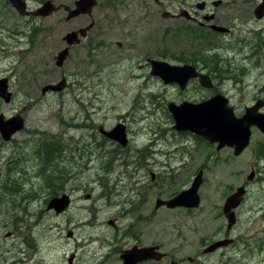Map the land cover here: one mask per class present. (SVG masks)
Here are the masks:
<instances>
[{
	"label": "rangeland",
	"instance_id": "obj_1",
	"mask_svg": "<svg viewBox=\"0 0 264 264\" xmlns=\"http://www.w3.org/2000/svg\"><path fill=\"white\" fill-rule=\"evenodd\" d=\"M53 1L58 4H69L74 0ZM97 2L89 16H80L69 22L64 20L63 12H57L47 18L21 20L14 14L0 9V78L8 79L9 90L13 95L9 103H4L0 99V114L6 119L19 113L24 120V128L14 135L12 143L6 144L0 140V163L14 162L22 153L23 156H32L42 143L55 140L60 142L58 144L63 150L60 158L54 163L56 183L61 182L56 188L62 187L64 183L68 190L79 185L84 188L86 181L91 185L90 181L96 178L99 159L88 164L85 159L81 160L78 151L71 149L73 147L79 149L82 146L85 141L83 132L90 134L89 129L82 131V128L74 129V126L81 127L86 120L85 125L93 126L96 139L100 137L98 127L109 128L114 122L121 121V115L132 112L136 118L130 125L131 131H134L133 136H136V140L134 139L131 144L132 150H138L137 154H140V150L145 148L148 155L146 166H153L157 172L164 175L157 187H151V194L166 191L169 183L175 185L166 194H172L175 190L178 193L187 187L190 175L205 165L203 175L200 177L198 194L201 204L198 210L190 211L187 216V211L184 210L170 212L164 209L165 215L159 213L156 216L151 215L146 223L138 221L134 214L132 216L136 224L134 231L137 232L136 226H140L147 232L148 238H151L153 246L155 242L164 241L173 243L175 248L179 244L193 243L197 238L210 237L218 233V228L225 229L226 220L221 212L225 199L239 186L247 185L244 199L240 208L236 210L238 219L228 235V238L235 240L230 247L228 264H264V175L255 174L251 182L246 181V176L251 170L255 172L258 169L264 170L256 156L258 150L264 148V136L252 128L248 147L237 157L234 156L232 149L217 150L216 144L209 145L198 136H195L199 138L198 141L188 139L186 142L182 140L183 136L178 135L173 129L176 133L172 137L169 136L167 130L172 128L170 127L172 123L166 106L170 102L179 104L182 96L177 87L168 88L166 92L164 88L167 87L161 80L149 75V66L145 63L146 59H157L181 66L183 62L192 60L189 53H179L182 50L180 40L176 33L170 30L176 24L161 16L163 10L175 11L176 0H97ZM110 3L112 4L109 7ZM29 7L36 8L37 1L31 0ZM90 21L94 22V28L88 33L87 39L72 48L61 67H55L54 56L64 48L62 42L64 34L84 27ZM34 28H40L41 32L30 44L27 36ZM116 43L121 44V47L118 48ZM209 47L208 44L200 42L190 50L194 56L199 54L196 57L209 58L207 54H216L220 58L218 68L223 73L218 75L224 81L220 90L228 98L229 105L239 109L238 112L241 113L245 106L250 107L257 98L258 89L253 83L264 84L262 74L264 70L243 64L241 52L233 56L230 51L228 53L213 51L214 49ZM225 59H230V62L227 63ZM139 66L142 68L139 69ZM224 69H229L227 76ZM61 76L67 77L68 82H75L78 85L66 89L62 96L41 93L44 85L59 82ZM87 78L90 80L81 83L82 79ZM140 93L145 105L139 102ZM198 94L203 96L204 92ZM80 102H84V108L80 106ZM153 138L156 145L151 147ZM24 140L27 141V145L21 149L19 145ZM68 146L70 151L64 149ZM176 148H183L181 152L186 153L187 150L190 155L175 154ZM159 150L168 152L167 158L166 155H153ZM179 156H182L184 161L180 160ZM34 158L31 160L34 169L29 171V178L34 184V190L37 191L33 197L36 195L38 197L31 202L40 206L43 205L44 195L50 191L45 188L44 179L35 175L40 168V161ZM114 162L115 167L111 175L118 180V185L113 183V186L117 185L114 187L117 188L114 194L127 187L140 193L148 191L149 175L145 182L134 180L137 177L136 171L140 173L145 166L133 164L132 167L139 168L132 171L121 164V159ZM164 162H169L173 169L162 167L161 164ZM3 168L0 165V173H3ZM49 175H53L52 170H48L45 177ZM53 191L54 189L51 192ZM27 204L26 201L25 206ZM147 205L154 211V201ZM39 214L38 208H35L34 218L39 219ZM108 217L107 214L99 216L98 228L102 236L112 237L113 229L106 223ZM8 222L10 223L9 217ZM141 240L146 242L147 236H142ZM109 245L115 246L112 242ZM97 246L95 242L89 243L87 252L83 250L81 253L86 254L87 264H96L95 258L91 255L100 253ZM107 247L99 262L114 264L115 255ZM185 252L192 250L187 248ZM42 253L45 254V251ZM55 253L58 259L57 246ZM219 259L220 252L209 256L206 264H217ZM226 260L227 257L222 258V261Z\"/></svg>",
	"mask_w": 264,
	"mask_h": 264
},
{
	"label": "flooded vegetation",
	"instance_id": "obj_2",
	"mask_svg": "<svg viewBox=\"0 0 264 264\" xmlns=\"http://www.w3.org/2000/svg\"><path fill=\"white\" fill-rule=\"evenodd\" d=\"M23 1L29 2V0ZM35 1H37V5H41L45 0ZM75 1L69 4H58L54 1V5L59 8L57 12L65 13L64 9L60 6H67L70 10L73 8ZM3 3L6 5L5 0H3ZM111 4H108V6L110 7ZM8 6L10 7L9 4ZM80 16L89 15H79L75 18ZM161 16L165 20L176 24L170 30L175 32L180 40L182 50L179 53H189L191 55L192 60L190 62H183L182 65L188 64L194 67L195 72L208 76L210 80L209 82L205 81V84L211 87H205L201 85L198 77L190 78L182 88L178 84H164L161 81L167 87L164 88L165 91L168 88L177 87L180 96H182L179 104L183 102L198 104L217 95L225 96L220 90L224 83L222 77L218 75L221 70L218 68V72H213L200 65V62L197 60L199 57H196L199 54L194 56L192 50H190L196 46V43L198 45L200 42L201 44H208L209 48L214 49L213 51H225L227 53L230 51L233 56L241 52L243 54V64L264 70V0H176L175 11L163 10ZM64 20L69 22L73 19L66 20L64 18ZM90 23L94 22L90 21ZM215 27L223 28L225 31H218L214 29ZM78 29L70 31H77ZM36 35H31V43ZM87 37L88 35L85 40ZM116 46L120 48L121 44L116 43ZM207 55L209 57L212 56L210 54ZM149 60L146 59L145 64L149 66L150 75ZM226 62H230V59H227ZM141 68L142 66H139V69ZM223 71L227 76L229 69H224ZM262 74L264 75V73ZM65 78L66 84L64 89L62 88L60 92L49 93L62 96L66 89L78 85L75 82H68V78ZM89 80L90 78L82 79L81 83ZM253 86L258 89V96L250 107L259 104L261 108L258 112L264 114V84L259 85L257 82H254ZM88 88V90L91 89L90 86ZM199 92H204V95H199ZM188 93L193 95L188 96ZM94 97L98 98V96ZM139 102L145 105L141 93L139 94ZM80 106L84 108V102H80ZM231 107L233 108L234 115L241 117L244 109L248 106H245L241 113L238 112L239 109ZM169 116L173 125L174 122L170 113ZM120 119V122H114L109 128L98 127V133L101 138L98 136L96 139L92 130L93 126L85 125L86 120H84L81 127L74 126V129L82 128V131L89 129L90 134L83 132L85 141L82 146L79 149H75L74 147L71 149L78 151L81 160L85 159L87 163H94L95 159H99L95 173L96 178L90 181L91 185L87 184L86 181L84 188L79 185L74 189L68 190L65 188L66 183L62 187L56 188L61 182L56 183L54 163L60 158V154L58 158H55L56 156H52L48 149L43 146V143L32 156H23L22 153L14 162L0 163L4 167L3 173H0V264H87L86 254L81 253L84 252L83 250L86 253L87 245L94 242L97 243V250L100 251L99 254L96 252L91 255L95 258L96 264H104L103 261L99 262V258L103 256V251L110 242L115 245L107 247L115 255V257L113 256L114 264H206L209 256L219 252L220 259L217 261V264H228L231 253L230 247L235 241L228 238V235L238 219L236 210L240 208L244 199L247 185L239 186L234 193L225 199L221 209L226 220L224 230H222L223 227H220L217 230L218 233H214L210 237L197 238L193 243H189L188 245L179 244L177 248H175L173 243H165L164 241L162 243L155 242L153 246L151 238H148L147 232L142 227L136 226L137 232L134 231L136 224H134L132 216L136 214L138 221L146 223L151 215L156 216L157 213L165 215L164 209L170 212L184 210V212H188H186L187 216H189L190 211L198 210L201 204L198 194L200 183L196 192L199 200L198 205H194L193 196L191 195L188 198L186 193L190 191L195 182L198 183V178L203 175L205 165L201 168L199 167L189 178L187 177V187L182 188L178 193L175 190L172 194H166L175 185L174 183H169L167 184L166 191L151 194V187H157L164 175L162 172H157L153 166H150V163H148L150 167L146 166L148 155L145 148L140 150V154H137L138 150H132V141L136 140V136H133L134 131L130 129L131 123L136 121L134 114L132 112L128 114L127 112L121 115ZM172 125L170 126L172 128L167 130L169 136L172 137L174 133L178 132L177 134L182 135V140H186V142L188 139L199 140L198 137H195L190 132H173ZM68 127L70 128V126ZM118 127H123L122 129H124V145L110 140L100 132V129L110 132ZM14 135L7 141H3L0 136V140L6 144L12 143ZM26 142L24 140L19 147L21 149L25 148ZM155 145L156 142L153 138L151 147ZM186 148L190 149L188 146ZM64 149L70 151L69 146ZM182 150L183 148H176L174 153L180 155L187 153L188 156L190 155V152L186 149V153L181 152ZM154 154L166 155L167 158L168 152L159 150L158 152H154ZM34 157L40 161V168L35 172V175L44 179L45 188L50 191L44 195L43 205L40 206H36L31 202V200H35L38 197V195L33 197V194L37 193V191L34 190V184H32L29 178V171L34 169L33 163H31ZM120 159L122 160L121 164L127 166L132 171L139 168V166L132 167L133 164L145 166L140 170V173L136 171L137 177L134 180L145 182L149 175L150 180L147 192L142 191L143 193H140L138 190L132 191L130 187H127L114 194V191L117 189L114 187H117L118 180L117 177L115 179L112 178L111 173L115 167L114 161ZM179 159L184 161L182 156H179ZM257 161H260L261 165L264 166V158ZM181 165L185 166V164ZM161 166L173 169L169 165V162H164ZM48 170H52L53 175L45 177ZM255 174L259 176L264 175V170L258 169L257 172L251 170L246 176V181L251 182ZM113 183L117 185L113 186ZM134 184L137 185L139 183ZM52 189H54L53 192H51ZM239 189H243L242 199L237 207L230 210V212L234 213V224L228 228L229 221L224 214V206L227 199L236 194ZM179 198H181V201H179ZM26 201L28 203L27 206H25ZM152 201H154V211L151 210L150 205H147V203H151ZM35 208H38L40 213L39 219L34 218ZM102 214L109 215L106 223L113 229L112 237L102 236V232L98 228V219ZM8 217L10 218V223L8 222ZM191 233L196 234L195 232ZM144 235L147 236L146 242L141 240V237ZM219 242L221 244L217 248L207 251L208 248ZM55 246H57L59 252L58 259H56ZM152 248H154L153 253L151 251ZM187 248L188 250L191 249L192 252H185ZM43 250L45 254L42 253ZM79 250H81L80 253L78 252ZM226 257L227 260L222 261V258Z\"/></svg>",
	"mask_w": 264,
	"mask_h": 264
},
{
	"label": "water",
	"instance_id": "obj_3",
	"mask_svg": "<svg viewBox=\"0 0 264 264\" xmlns=\"http://www.w3.org/2000/svg\"><path fill=\"white\" fill-rule=\"evenodd\" d=\"M13 7L20 15H31L36 17H48L57 9L51 2H46L41 8L32 13H27L25 4L21 0H9ZM97 4L96 0H77L74 3L73 10L67 7L66 20L73 19L79 15H89ZM93 23L77 31L67 33L62 40L67 44V47L57 53L55 56V66L61 67L68 56L69 47L78 45L80 38H84L87 32L93 27ZM218 31H225L223 28L215 27ZM150 75L159 78L164 84H178L182 88L188 79L198 77L202 86L211 87L205 84V81H210L208 76L198 74L195 68L190 65L176 66L168 64L164 61L150 59ZM6 78L0 79V99L4 103H9L12 97L8 90ZM64 87V81L56 85H46L42 88V94L47 91L60 92ZM261 108L259 104L246 108L241 117H236L233 108L228 106V100L222 95H217L207 101L198 104L183 102L179 105L168 103L167 109L173 119V129L175 131H185L202 138L209 144H216V149L220 150L223 147L233 149L234 156H239L242 151L247 148L250 141L251 127L255 126L264 135V114L259 113ZM24 127L23 118L17 114L7 120L0 114V136L3 141L9 140L16 132L21 131ZM123 128V127H122ZM120 127L110 132H105L100 129L103 136L112 141L124 145V133ZM123 136V137H122ZM201 177V176H200ZM194 183L193 187L186 193L190 198L192 195L194 205H198L196 195L197 187L200 183ZM243 189H239L236 194L229 197L224 206V214L227 216L229 224L228 228L234 224V213L231 209L237 207L241 201ZM181 201V198H179ZM181 205V204H179ZM221 243L208 248L207 251H212ZM152 253L154 248H152Z\"/></svg>",
	"mask_w": 264,
	"mask_h": 264
},
{
	"label": "trees",
	"instance_id": "obj_4",
	"mask_svg": "<svg viewBox=\"0 0 264 264\" xmlns=\"http://www.w3.org/2000/svg\"><path fill=\"white\" fill-rule=\"evenodd\" d=\"M197 60L200 62V65H203L205 68H208L213 72H218V63L221 60L216 54L212 55L209 58L200 56L199 58H197ZM221 72L222 70L219 73ZM58 143V141L52 140L44 143L43 146L48 149L52 156H56L55 158H58L59 154L61 155V152L63 151L61 150V146ZM258 155V157L264 158V149Z\"/></svg>",
	"mask_w": 264,
	"mask_h": 264
},
{
	"label": "bare ground",
	"instance_id": "obj_5",
	"mask_svg": "<svg viewBox=\"0 0 264 264\" xmlns=\"http://www.w3.org/2000/svg\"><path fill=\"white\" fill-rule=\"evenodd\" d=\"M20 153V152H19ZM131 163V162H130ZM53 167V166H52ZM87 169V168H86ZM53 172V171H52ZM7 180V179H6ZM16 192V191H15ZM12 194V193H11ZM14 194V193H13ZM14 204V203H13ZM46 233V232H45Z\"/></svg>",
	"mask_w": 264,
	"mask_h": 264
}]
</instances>
